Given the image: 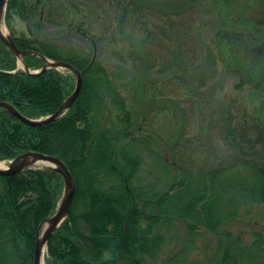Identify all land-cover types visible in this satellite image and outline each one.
Instances as JSON below:
<instances>
[{
    "label": "trees",
    "instance_id": "1",
    "mask_svg": "<svg viewBox=\"0 0 264 264\" xmlns=\"http://www.w3.org/2000/svg\"><path fill=\"white\" fill-rule=\"evenodd\" d=\"M199 1L8 0L15 44L38 53L23 55L25 65L42 70L45 55L83 76L75 102L50 123L31 125L0 107V161L57 155L77 183L46 264L157 263L170 226L183 233L182 248L161 264L185 263L177 259L199 237L214 240L203 264H264V227L247 238L232 229L253 214L264 223V24L249 16L264 0H225L207 66L195 35ZM231 74L233 99L223 94ZM75 86L67 68L29 72L0 39V100L27 117L54 113ZM142 96L152 107L135 116L130 101ZM162 113L177 126L166 136L156 127ZM63 191L48 165L0 174V264L34 263L39 225Z\"/></svg>",
    "mask_w": 264,
    "mask_h": 264
},
{
    "label": "rangeland",
    "instance_id": "2",
    "mask_svg": "<svg viewBox=\"0 0 264 264\" xmlns=\"http://www.w3.org/2000/svg\"><path fill=\"white\" fill-rule=\"evenodd\" d=\"M239 1V0H237ZM243 1V0H241ZM199 3L201 4V6L198 8V13L196 16V21L198 22V27L195 30V35H196V39H197V46L199 49L198 55H199V60L202 59L203 60V64L205 66H207L208 62H209V58H208V51H209V47L208 45L211 42V39L213 37V31L220 26L221 24H225V0H200ZM154 4L157 6H162V0H157V2H154ZM255 11V12H254ZM258 15L257 18L258 20H256L258 22V27H260L261 24H264V5L259 6L257 8H253V10L249 11V16L252 17L253 15ZM254 17V16H253ZM252 17V18H253ZM257 18H253V19H257ZM95 19V16H94ZM96 20V19H95ZM97 22V20H96ZM17 26L18 27H23L26 28V25L22 22L17 20ZM102 22L100 24H98V28H102ZM250 27V26H249ZM252 30L250 29L251 33L254 34L257 37H260L261 33L257 32L256 29L257 27H251ZM6 29H8V27L6 26ZM53 36H56L57 33L59 32L57 29L52 30ZM262 31V30H260ZM62 41H66V42H70L69 38L68 39H64V37L61 38ZM74 41L76 43H80L81 40L80 38L77 37V39H74ZM139 60V59H138ZM137 63H140L139 61H137ZM20 65L23 66L22 62H20ZM136 64H133L132 67H135ZM140 66H138L139 68ZM222 75H224L223 72H221L219 74L218 77H221ZM134 77L136 79H138L140 77V73H137V71L134 73ZM225 78V77H224ZM140 81V79H139ZM224 91L223 94H225V96H227L229 99H233L235 97H237L239 95V92L235 89V82H236V77L233 76L232 74L230 76H226L225 80H224ZM140 94V93H138ZM235 107H237L236 105H234ZM130 107L134 113L135 116H139L142 114H146L148 112V110L150 109V107H152V103L147 99H145L143 96L141 97V100L137 102V100L131 99L130 101ZM157 129L159 130V132L162 133V135L164 134L165 136L168 133L174 132L177 130V126L175 125L174 121L172 120V118L169 116V114L166 113H162L159 114L158 120H157V124H156ZM9 161L5 160V163L8 164ZM39 166H44V164L40 163L38 164ZM253 214L249 220L246 221H238L233 227L232 229L234 230L235 233H239L241 235H244L246 238L250 237L252 230L254 229H263L264 227V223L259 221V216ZM166 234L168 235V239L165 242V244L162 246V249L159 251V256H158V260L157 263L161 264L164 262V260H166L170 255H172L174 252H176L178 249H181L182 247H180V241L182 234L183 233H179V230L177 228H174L173 226H170V228L167 230ZM207 235H211L210 233H207ZM207 237H199L197 239V243H196V248H193V250H191V248H187V250L185 249V251L182 253L183 255H181V257L177 260H181V259H186L185 263H182L181 261H178L177 263H173V264H203L205 257H206V252L203 249L204 248V244H207V247L209 246L211 249L213 247V241L212 240V244L207 243ZM188 253V256H186L185 254ZM176 260V261H177ZM156 262H153V264H157Z\"/></svg>",
    "mask_w": 264,
    "mask_h": 264
},
{
    "label": "water",
    "instance_id": "3",
    "mask_svg": "<svg viewBox=\"0 0 264 264\" xmlns=\"http://www.w3.org/2000/svg\"><path fill=\"white\" fill-rule=\"evenodd\" d=\"M8 0H0V39L9 47L12 53L18 58L19 63L22 62L23 66L29 70L31 73H41L47 68H67L71 70L76 76V86L74 91L66 98L58 109L45 117L41 118H30L21 113L17 107L5 100H0V107L7 108L11 113L17 116L22 121L31 124V125H42L45 123H50L54 121L57 117L65 113L75 102L78 97L82 85H83V76L80 69H78L73 63L63 60H54L45 55H40L44 60L45 64L42 70L32 71L24 63L22 56L30 53H37L31 50H23L17 47L14 42V39L6 29V32L3 30V27L6 28L5 23V12L7 7ZM38 54V53H37ZM44 164L53 167L56 169L64 179V191L63 195L59 201V204L55 212L47 217L40 225L37 231L35 250H34V263L33 264H46L45 262V250L47 248V243L52 234L61 226L69 215L71 208L75 200V194L77 189V183L75 177L65 163L57 155L48 154L40 151H27L25 153L17 155L15 158L11 159L6 166H0V174H14L21 171H24L28 168L37 167L38 164Z\"/></svg>",
    "mask_w": 264,
    "mask_h": 264
},
{
    "label": "bare ground",
    "instance_id": "4",
    "mask_svg": "<svg viewBox=\"0 0 264 264\" xmlns=\"http://www.w3.org/2000/svg\"><path fill=\"white\" fill-rule=\"evenodd\" d=\"M3 30L6 32V28H5V27H3ZM0 166H1V167L6 166L5 161H0ZM45 253H46V250H45ZM43 264H44V263H43Z\"/></svg>",
    "mask_w": 264,
    "mask_h": 264
}]
</instances>
